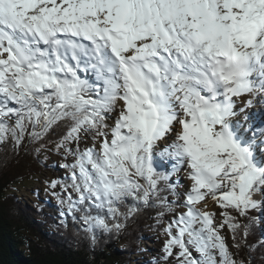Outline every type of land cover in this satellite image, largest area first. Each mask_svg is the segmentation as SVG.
I'll list each match as a JSON object with an SVG mask.
<instances>
[{
  "label": "snow or ice",
  "instance_id": "obj_1",
  "mask_svg": "<svg viewBox=\"0 0 264 264\" xmlns=\"http://www.w3.org/2000/svg\"><path fill=\"white\" fill-rule=\"evenodd\" d=\"M244 96L264 104V0H0V142L61 123L57 148L91 133L93 147L62 165L70 183L50 187L77 194L57 198L93 241L94 229L122 228L126 199L157 200L161 216L183 209L163 229L165 264H236L221 233L234 239L231 212L245 216L264 196V111L234 120L253 107L237 108ZM180 172L186 183L171 180Z\"/></svg>",
  "mask_w": 264,
  "mask_h": 264
},
{
  "label": "trees",
  "instance_id": "obj_2",
  "mask_svg": "<svg viewBox=\"0 0 264 264\" xmlns=\"http://www.w3.org/2000/svg\"><path fill=\"white\" fill-rule=\"evenodd\" d=\"M80 75L90 82L94 79L91 73ZM67 131V126L61 123L49 128L39 138H33L32 128L29 127L19 144L10 137L0 142V264H134L145 245L143 232L147 229L163 230L170 222L168 217L174 213L165 212L161 216L159 201L144 205L128 198L118 205L120 215L115 217V222L120 223L122 228L118 232L94 229L93 241L84 231L87 225L79 219L81 213L77 212V219H74L68 214L67 206L57 198V195L66 198L71 194L73 199H77L71 188L65 192L58 184L49 192L51 198H44L36 204L22 200L17 190L44 172L51 173L49 186L52 181L70 183L71 174L62 165L73 164L77 149L83 151L89 147L83 148L80 139L79 143L70 141L65 147L57 148ZM155 164L158 170L169 172L172 166V162L161 166L159 157H155ZM175 174H171L172 181H178L172 178ZM160 196L176 201L167 189L160 192ZM129 208L136 211L126 216ZM86 210L91 216L105 219L110 226L114 222L107 209L99 211L89 203ZM263 213L264 202L259 208L249 210L245 216L231 212L240 227L234 239L227 227L221 234L225 241L230 240V244L226 243L236 264H264Z\"/></svg>",
  "mask_w": 264,
  "mask_h": 264
},
{
  "label": "rangeland",
  "instance_id": "obj_3",
  "mask_svg": "<svg viewBox=\"0 0 264 264\" xmlns=\"http://www.w3.org/2000/svg\"><path fill=\"white\" fill-rule=\"evenodd\" d=\"M259 97H253V96H244L241 98L237 99V108L239 109L240 107H243V102L247 101L249 99L253 100V107H249L245 110L244 113H239L237 116H235L233 119L234 120H241L243 119V116L246 113H253V112H262L264 111V104H261L260 102H256V100ZM115 118V114H113V120ZM170 140L166 141H161L160 144H158L157 149L159 150L160 148L164 147L166 143H169ZM97 143V150L98 149V141ZM81 145L83 148L86 147H93V141H92V135L91 133H82L81 134ZM51 160L54 161V157H51ZM59 171L57 170V173ZM51 178V173L49 172H44L42 176L35 178L33 181L25 183L20 190L18 191V196L24 200L28 204H36L40 200L44 198H49L50 191H53V189L49 186ZM173 179L178 180L181 184L186 183L184 173H176L175 175L172 176ZM178 192H183L184 189L182 187L177 188ZM51 198V197H50ZM255 200L262 201L264 202V196L256 195L254 196ZM179 203V201H178ZM207 211H212L217 214L216 217V224H219L221 221V216L219 215L220 209L216 207L215 202L209 200L207 202V207L204 209ZM180 211H183V209H179V211L175 212L171 217H168V221H171L170 219H173V216ZM264 216V214H263ZM264 221V217H263ZM144 236L146 237L145 245L143 248V251L141 252L140 255H138L135 258L134 264H165V262L161 259L162 257V246L163 242L166 239V237L163 235V230L160 231H152L150 229L145 230ZM228 244H230V240L226 241ZM194 255H197L196 253H193Z\"/></svg>",
  "mask_w": 264,
  "mask_h": 264
},
{
  "label": "bare ground",
  "instance_id": "obj_4",
  "mask_svg": "<svg viewBox=\"0 0 264 264\" xmlns=\"http://www.w3.org/2000/svg\"><path fill=\"white\" fill-rule=\"evenodd\" d=\"M259 99H260V98H258V99L256 100V102H259Z\"/></svg>",
  "mask_w": 264,
  "mask_h": 264
}]
</instances>
